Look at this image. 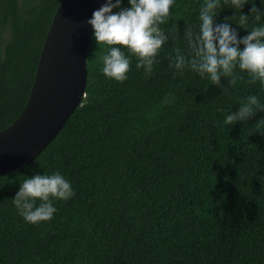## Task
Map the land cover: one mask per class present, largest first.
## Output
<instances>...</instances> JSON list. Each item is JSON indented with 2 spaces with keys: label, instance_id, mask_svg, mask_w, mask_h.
Returning a JSON list of instances; mask_svg holds the SVG:
<instances>
[{
  "label": "trees",
  "instance_id": "1",
  "mask_svg": "<svg viewBox=\"0 0 264 264\" xmlns=\"http://www.w3.org/2000/svg\"><path fill=\"white\" fill-rule=\"evenodd\" d=\"M61 1L0 0V131L29 100ZM202 3L175 0L150 75L132 57L126 81L107 78L93 36L82 105L34 161L0 175V264H264V84L237 69L236 85H213L171 67ZM221 3L218 24L234 15ZM230 22L243 37L264 16ZM249 95L262 107L226 125ZM55 171L75 195L53 201L51 221L25 222L12 201L20 184Z\"/></svg>",
  "mask_w": 264,
  "mask_h": 264
},
{
  "label": "clouds",
  "instance_id": "2",
  "mask_svg": "<svg viewBox=\"0 0 264 264\" xmlns=\"http://www.w3.org/2000/svg\"><path fill=\"white\" fill-rule=\"evenodd\" d=\"M122 2L105 0L87 21L94 31L96 45L106 48L100 57L103 74L121 83L128 79L132 57L136 58L138 69L143 68L146 75L152 73L156 58L168 40L160 26L169 19L175 0H128L126 8L121 7ZM249 3L250 0H223L224 5L234 10V15L218 24L215 17L224 8L221 0H203L198 30L186 26L184 38L189 51L185 54L177 50L171 67L179 73L190 69L210 79L213 85H220L221 77L228 78L229 85H236L238 79H243L237 75V69L247 73L249 83L264 84V24L246 30L248 34L239 37L230 22L235 20L244 29L252 16L261 21L264 11L257 9L255 0L251 2L250 15L243 14V7ZM261 107L258 97L249 95L238 111L226 116L224 123L246 121ZM74 195L70 181L55 171L26 177L12 201L24 221L35 225L54 218L57 212L54 200L68 201Z\"/></svg>",
  "mask_w": 264,
  "mask_h": 264
},
{
  "label": "water",
  "instance_id": "3",
  "mask_svg": "<svg viewBox=\"0 0 264 264\" xmlns=\"http://www.w3.org/2000/svg\"><path fill=\"white\" fill-rule=\"evenodd\" d=\"M105 0H62L48 32L29 100L0 131V175L34 161L58 136L86 97L88 55L94 36L87 23Z\"/></svg>",
  "mask_w": 264,
  "mask_h": 264
},
{
  "label": "rangeland",
  "instance_id": "4",
  "mask_svg": "<svg viewBox=\"0 0 264 264\" xmlns=\"http://www.w3.org/2000/svg\"><path fill=\"white\" fill-rule=\"evenodd\" d=\"M121 7H122V8H126V7H129V6H127V5L125 6V5L122 3ZM114 11H118V9H114Z\"/></svg>",
  "mask_w": 264,
  "mask_h": 264
}]
</instances>
